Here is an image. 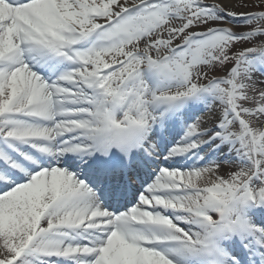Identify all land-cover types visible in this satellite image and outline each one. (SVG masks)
<instances>
[{"label": "snow or ice", "instance_id": "1", "mask_svg": "<svg viewBox=\"0 0 264 264\" xmlns=\"http://www.w3.org/2000/svg\"><path fill=\"white\" fill-rule=\"evenodd\" d=\"M0 264H264V0H0Z\"/></svg>", "mask_w": 264, "mask_h": 264}]
</instances>
